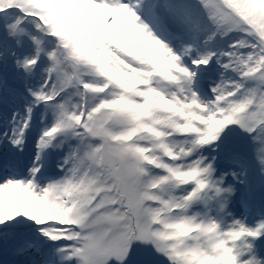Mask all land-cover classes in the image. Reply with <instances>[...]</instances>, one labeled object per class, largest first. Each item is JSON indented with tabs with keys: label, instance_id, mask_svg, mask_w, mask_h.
Wrapping results in <instances>:
<instances>
[{
	"label": "snow or ice",
	"instance_id": "6c2138e0",
	"mask_svg": "<svg viewBox=\"0 0 264 264\" xmlns=\"http://www.w3.org/2000/svg\"><path fill=\"white\" fill-rule=\"evenodd\" d=\"M0 264H264V0H0Z\"/></svg>",
	"mask_w": 264,
	"mask_h": 264
}]
</instances>
